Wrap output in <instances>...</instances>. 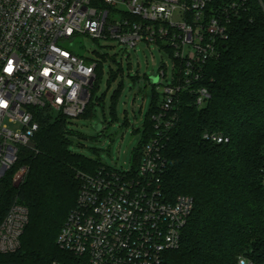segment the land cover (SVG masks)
Returning a JSON list of instances; mask_svg holds the SVG:
<instances>
[{"label": "built area", "instance_id": "1", "mask_svg": "<svg viewBox=\"0 0 264 264\" xmlns=\"http://www.w3.org/2000/svg\"><path fill=\"white\" fill-rule=\"evenodd\" d=\"M251 2L0 0V177L18 163L20 148L34 142L39 124L33 109L49 108L69 121L85 113L101 60L82 53L81 38L134 51L142 43L158 46L175 63L174 81L165 86L152 116L155 135L139 167L124 172L103 166L96 174H80L76 207L58 238L79 264H162L166 252L180 247L194 200L170 199L161 188L162 141L180 95L194 97L197 107L210 100L208 87L201 85L206 65L220 56L231 24L249 14ZM159 74L166 78L164 68ZM205 138L228 141L215 133ZM28 172L18 168L13 182H24ZM28 223V209L14 205L0 226V253L20 249Z\"/></svg>", "mask_w": 264, "mask_h": 264}, {"label": "trees", "instance_id": "2", "mask_svg": "<svg viewBox=\"0 0 264 264\" xmlns=\"http://www.w3.org/2000/svg\"><path fill=\"white\" fill-rule=\"evenodd\" d=\"M118 73L112 72L111 79ZM102 74L99 63L90 103L80 118L94 117L93 96ZM201 85L208 87L210 100L197 107L194 97L180 95L172 111L175 120L162 141L161 188L170 199L187 195L194 200L180 247L166 252L162 264H264V0H252L249 14L231 24L229 38L220 56L206 65ZM159 103L154 89L139 131L142 141L133 154L134 169L155 135L152 116ZM33 112L39 124L36 148L21 147L18 163L0 177V226L16 204L28 209L29 223L20 249L0 253V264H79L60 248L58 238L76 207L80 174L93 175L107 165L71 151L74 131L63 114L49 108ZM214 133L228 141L205 138ZM23 166L29 172L16 185L13 175Z\"/></svg>", "mask_w": 264, "mask_h": 264}, {"label": "rangeland", "instance_id": "3", "mask_svg": "<svg viewBox=\"0 0 264 264\" xmlns=\"http://www.w3.org/2000/svg\"><path fill=\"white\" fill-rule=\"evenodd\" d=\"M81 43L87 58L101 60L103 74L93 96L94 117L69 121V128L74 131L71 151L127 172L142 141L139 131L145 125L154 89L161 100L165 86L174 81L175 63L167 51L145 43L135 51L89 37L81 38ZM104 55L106 61L102 59ZM161 68L166 72L163 80L159 74ZM112 72H119L116 79H111ZM100 98L103 101L97 104Z\"/></svg>", "mask_w": 264, "mask_h": 264}, {"label": "water", "instance_id": "4", "mask_svg": "<svg viewBox=\"0 0 264 264\" xmlns=\"http://www.w3.org/2000/svg\"><path fill=\"white\" fill-rule=\"evenodd\" d=\"M155 82H157V78H155ZM97 129L99 130L100 127H97ZM29 147H30L31 149H35V148H36V144H35V142H31V143H29Z\"/></svg>", "mask_w": 264, "mask_h": 264}]
</instances>
